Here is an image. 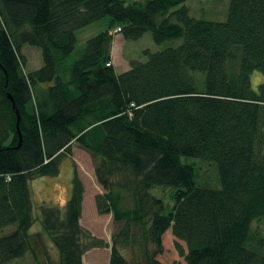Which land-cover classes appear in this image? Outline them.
<instances>
[{
    "label": "trees",
    "instance_id": "trees-1",
    "mask_svg": "<svg viewBox=\"0 0 264 264\" xmlns=\"http://www.w3.org/2000/svg\"><path fill=\"white\" fill-rule=\"evenodd\" d=\"M187 1L0 0V264L40 252L48 261L41 233L57 264H82L75 171L63 210L41 207V232L30 233L29 183L57 177L73 143L97 158V215L121 224L108 264H159L168 230L184 264H264V236L252 230L264 219V0H229L221 23L190 17ZM104 18L70 62L75 32ZM113 28L182 43L116 74ZM24 46L40 51L38 69L25 71ZM182 158L212 169L219 188L197 186ZM154 188L173 190L170 210ZM135 249L140 260H127Z\"/></svg>",
    "mask_w": 264,
    "mask_h": 264
},
{
    "label": "rangeland",
    "instance_id": "rangeland-1",
    "mask_svg": "<svg viewBox=\"0 0 264 264\" xmlns=\"http://www.w3.org/2000/svg\"><path fill=\"white\" fill-rule=\"evenodd\" d=\"M134 2L142 3L143 0H124L125 5ZM229 0H188L183 4L188 9L189 16L195 20L221 23L226 20ZM108 27V18H104L85 28L75 32L76 44L74 53L69 60L74 61L84 48L85 42L98 35ZM117 28H113L112 60L110 62L116 74H121L129 70L131 61L144 62L146 57L144 51L155 53L166 48H176L182 43V39L171 40L156 45L152 41L150 34H144L136 41L125 40L121 33H115ZM22 53L26 59L25 71H33L41 66L40 51L33 47L24 46ZM263 81V77L259 73L251 76V85L256 89L257 85ZM183 164H191L195 171L194 182L197 186H207L210 188H219L215 182V174L212 169L206 165L199 163L197 160L182 158ZM97 166V158L89 151L83 149L76 143L71 146L70 156L63 157L60 164L59 175L54 178H40L29 183L30 201L32 204V215L34 224L30 229V233H40V208L41 207H58L63 210L64 205L71 194V180L74 171L77 173L81 181L84 194L82 202L81 217L79 225L84 234L81 242L86 247L81 261L82 264H108L111 238L117 234L121 228V224L113 221L112 215L99 216L96 213L94 197L103 193L101 187L97 184L95 178V168ZM150 194L155 198H159L164 202L166 211L173 206L171 199L173 190L154 188L150 190ZM257 230L264 236V219L252 224V230ZM42 243L45 247L49 260L46 261L40 252L37 259L34 260L29 254L22 259L12 262L11 264H49V262L57 264L59 255L49 238L41 233ZM175 239L171 231L165 232L161 238L162 253L156 256L159 264H184L183 259L179 256L175 248ZM183 248L184 245L179 243ZM154 249L153 246H151ZM124 256L130 261L132 257L140 260L141 254L135 249L124 252Z\"/></svg>",
    "mask_w": 264,
    "mask_h": 264
},
{
    "label": "water",
    "instance_id": "water-1",
    "mask_svg": "<svg viewBox=\"0 0 264 264\" xmlns=\"http://www.w3.org/2000/svg\"><path fill=\"white\" fill-rule=\"evenodd\" d=\"M7 98H8V100L10 101V103L12 105V110L14 111V113L16 115V120H17V123H18V121H19V113H18V110L16 109V106L14 105L13 99H12V97L9 94L7 95ZM20 143H21V138L19 136L18 147L20 146Z\"/></svg>",
    "mask_w": 264,
    "mask_h": 264
},
{
    "label": "built area",
    "instance_id": "built-area-1",
    "mask_svg": "<svg viewBox=\"0 0 264 264\" xmlns=\"http://www.w3.org/2000/svg\"><path fill=\"white\" fill-rule=\"evenodd\" d=\"M120 32V29L118 28V29H116V31H115V33H119Z\"/></svg>",
    "mask_w": 264,
    "mask_h": 264
},
{
    "label": "crops",
    "instance_id": "crops-1",
    "mask_svg": "<svg viewBox=\"0 0 264 264\" xmlns=\"http://www.w3.org/2000/svg\"><path fill=\"white\" fill-rule=\"evenodd\" d=\"M111 51H112V48H111ZM110 57H111V61H113V60H112V56H111V54H110Z\"/></svg>",
    "mask_w": 264,
    "mask_h": 264
}]
</instances>
